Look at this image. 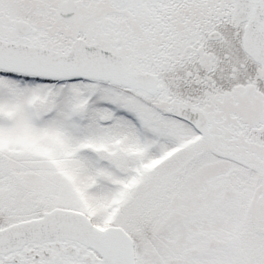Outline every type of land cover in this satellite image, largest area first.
<instances>
[{"label": "snow or ice", "instance_id": "obj_1", "mask_svg": "<svg viewBox=\"0 0 264 264\" xmlns=\"http://www.w3.org/2000/svg\"><path fill=\"white\" fill-rule=\"evenodd\" d=\"M0 264H264V0H0Z\"/></svg>", "mask_w": 264, "mask_h": 264}]
</instances>
